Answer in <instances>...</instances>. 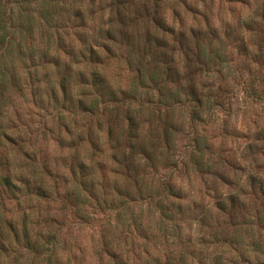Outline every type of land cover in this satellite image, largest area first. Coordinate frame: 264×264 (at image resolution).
<instances>
[{"label": "clouds", "instance_id": "clouds-1", "mask_svg": "<svg viewBox=\"0 0 264 264\" xmlns=\"http://www.w3.org/2000/svg\"><path fill=\"white\" fill-rule=\"evenodd\" d=\"M185 2L0 0V264H264V0Z\"/></svg>", "mask_w": 264, "mask_h": 264}, {"label": "rangeland", "instance_id": "rangeland-1", "mask_svg": "<svg viewBox=\"0 0 264 264\" xmlns=\"http://www.w3.org/2000/svg\"><path fill=\"white\" fill-rule=\"evenodd\" d=\"M123 2L127 3L130 2V0H123ZM242 2V0H241ZM177 3L183 8L184 11H186L189 15L192 14L191 8L188 7V4L185 2V0H177ZM167 24L168 27L173 29L175 31L181 26V19L180 15H178L175 12H170L167 18ZM153 28L154 31L158 33L161 40H163L167 44H173L174 41L172 40V33L166 32L164 29L159 28V25H156L153 21ZM129 43H131V40L129 38ZM71 195V194H69Z\"/></svg>", "mask_w": 264, "mask_h": 264}]
</instances>
